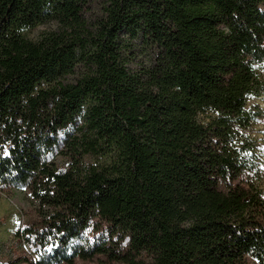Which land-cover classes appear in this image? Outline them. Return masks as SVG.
Returning a JSON list of instances; mask_svg holds the SVG:
<instances>
[{"label":"trees","instance_id":"trees-1","mask_svg":"<svg viewBox=\"0 0 264 264\" xmlns=\"http://www.w3.org/2000/svg\"><path fill=\"white\" fill-rule=\"evenodd\" d=\"M263 91L264 0H0V190L38 214L24 261L264 264Z\"/></svg>","mask_w":264,"mask_h":264},{"label":"rangeland","instance_id":"rangeland-1","mask_svg":"<svg viewBox=\"0 0 264 264\" xmlns=\"http://www.w3.org/2000/svg\"><path fill=\"white\" fill-rule=\"evenodd\" d=\"M88 16L98 13V6L90 7ZM54 30V26L46 24L32 30L28 37L36 40L45 32ZM143 60L140 58L139 61ZM248 107L256 113L250 134L257 142L260 158L258 185L264 190V91ZM38 220L36 204L28 192L17 190L13 195L9 190H0V264H28L24 259H34L32 250L23 239L16 236L22 230ZM75 264H118L105 257H95L89 261L76 260Z\"/></svg>","mask_w":264,"mask_h":264},{"label":"snow or ice","instance_id":"snow-or-ice-1","mask_svg":"<svg viewBox=\"0 0 264 264\" xmlns=\"http://www.w3.org/2000/svg\"><path fill=\"white\" fill-rule=\"evenodd\" d=\"M4 155H8L7 151L4 152Z\"/></svg>","mask_w":264,"mask_h":264}]
</instances>
